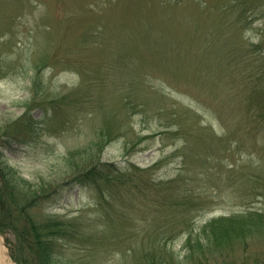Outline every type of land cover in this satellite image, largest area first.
<instances>
[{"label": "rangeland", "instance_id": "374dc122", "mask_svg": "<svg viewBox=\"0 0 264 264\" xmlns=\"http://www.w3.org/2000/svg\"><path fill=\"white\" fill-rule=\"evenodd\" d=\"M235 2L0 0V127L26 121V110L39 122L24 140L8 139L6 161L52 187L68 153L82 151L80 161L112 162L125 173L114 193L117 180L101 185L104 201L86 182L58 188L41 207L79 217L60 264H148L141 253L158 258L159 244L174 264H194L181 247L189 232L205 244L201 228L211 218L264 212V0L254 9L260 19L246 18L237 39L246 52L241 61H228L223 49L217 65L198 37H188L184 20L198 16L204 30ZM162 13L175 14L159 22ZM222 21L228 28L232 17ZM150 30L154 39L145 41ZM44 49L51 66H36ZM1 238L9 257L12 250L22 259L15 232ZM202 264H264V226L230 249L211 250Z\"/></svg>", "mask_w": 264, "mask_h": 264}, {"label": "trees", "instance_id": "16d2710c", "mask_svg": "<svg viewBox=\"0 0 264 264\" xmlns=\"http://www.w3.org/2000/svg\"><path fill=\"white\" fill-rule=\"evenodd\" d=\"M235 1L234 5L224 9L204 30L199 26L198 16L190 20L184 19L188 37H198L204 54L212 58L217 65H220L218 54L223 49L226 53L229 51L231 58L226 55L228 61H241L246 52L244 48L237 46L236 43L237 39H240L245 29H247L244 21L251 16L253 20L260 19L254 12L256 6L261 3L260 0ZM247 12L249 13L248 16L246 15ZM174 14L165 15L162 13L159 15L158 21L167 22L174 17ZM226 17H232L228 28L222 21ZM133 19L138 20L137 18ZM117 33L118 31L115 34ZM125 34L126 32L120 33L119 38L125 39ZM132 34L138 35V31H130V35ZM166 34L168 33L166 32ZM153 37V30L146 33L143 32L142 39H145V41L152 40L154 39ZM79 39L81 41L86 40L84 31H81ZM219 41H221L223 47L219 45ZM258 44L250 41L247 42L249 49L253 51H258ZM48 60L49 56L44 49V54L36 66L40 64H42L41 66H51L47 65ZM122 64L124 62L120 61L117 66L121 67ZM62 66L64 67L65 65ZM40 82L41 80H39V84ZM77 94L74 101L79 99ZM62 98H65V96ZM22 117L28 119L26 121L23 118L18 119L5 125L3 128L0 127V233L5 235L8 229L15 232L18 244L25 253L22 259L19 260L10 252L17 264H60L62 246L74 241L75 235L79 231L78 228L73 227L76 224L75 220L77 219L78 221L79 217H76V219H66L52 214H42L39 210L51 198L52 194L56 192L59 185L52 187V182L45 180L43 177H39L38 181H30L22 177L6 161L4 150L9 149L11 146L8 139L12 140V142L24 140L25 135L35 130L39 123L36 119L32 120L29 111L23 113ZM2 137L5 138V141H2ZM81 153L82 151L68 153L65 157L66 169L64 170L60 186L68 183L85 186V183L88 182L94 184L98 192H100L102 184L106 185V183L112 180H117V185L112 191L114 193L119 184H125V181L120 179V176L125 173H121V170L113 163L98 162L90 165V161L88 160L80 161ZM67 178L69 182L66 181ZM173 205L171 202L170 206ZM113 218H111V221L115 225ZM176 219V215L172 212V224ZM18 220L21 221V226L16 224ZM120 223L117 222L116 224L119 225ZM262 226H264L263 211L232 213L211 218L201 228L203 237L207 239L205 244L198 237L193 236L192 232H189L184 244V247L188 250L185 260L191 259L194 264L195 261L198 264H202L211 250L223 251L226 246L230 249L236 244V241L244 240L249 235L251 229ZM161 234L165 235L166 233ZM88 239L92 240V237ZM160 240L166 243L170 238L166 237ZM115 241L119 244L125 243L116 235ZM5 242L8 244L7 239H5ZM87 242L89 241L86 240L83 243L87 244ZM165 245L159 244L158 246H154L158 248V258L147 254L146 251H143L140 256L148 264H174V257L171 256L172 251L167 249ZM130 252L131 254H136L133 249H130ZM196 254L198 256L194 257ZM165 256L168 261L165 259Z\"/></svg>", "mask_w": 264, "mask_h": 264}, {"label": "bare ground", "instance_id": "6f19581e", "mask_svg": "<svg viewBox=\"0 0 264 264\" xmlns=\"http://www.w3.org/2000/svg\"><path fill=\"white\" fill-rule=\"evenodd\" d=\"M0 264H14L8 256L7 250L2 243L1 237H0Z\"/></svg>", "mask_w": 264, "mask_h": 264}]
</instances>
